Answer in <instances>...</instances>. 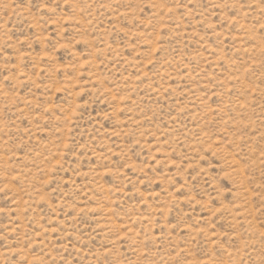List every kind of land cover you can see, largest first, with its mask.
I'll use <instances>...</instances> for the list:
<instances>
[{"label":"rangeland","instance_id":"374dc122","mask_svg":"<svg viewBox=\"0 0 264 264\" xmlns=\"http://www.w3.org/2000/svg\"><path fill=\"white\" fill-rule=\"evenodd\" d=\"M0 264H264V0H0Z\"/></svg>","mask_w":264,"mask_h":264}]
</instances>
